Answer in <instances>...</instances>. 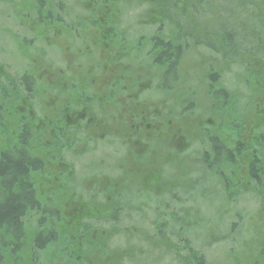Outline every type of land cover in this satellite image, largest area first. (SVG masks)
Returning a JSON list of instances; mask_svg holds the SVG:
<instances>
[{"label":"rangeland","instance_id":"rangeland-1","mask_svg":"<svg viewBox=\"0 0 264 264\" xmlns=\"http://www.w3.org/2000/svg\"><path fill=\"white\" fill-rule=\"evenodd\" d=\"M32 1L0 0V67L12 76H20L25 67L20 64L28 61V74L35 76L40 82L38 88L40 100L31 112L42 117L44 114L40 113L45 108L54 109L58 105L54 92L56 88L66 91L67 81L63 80L66 75L84 77L88 70L96 66L97 71L89 74V77L98 78L101 83L97 89L94 87L90 90V92L97 91V93L93 92V95L97 94L101 99H98L99 106L96 105L97 108L94 109L96 112L93 110L89 115H84V119H79L82 116L80 112L69 115L70 131L78 124L77 118L83 123L91 117V114L94 118L91 126L97 128L90 129L87 135H84V130L82 133L70 134L67 137L69 147L59 149L61 165L57 172L62 175L66 174L65 171L70 172L69 181L65 180L64 176L61 177L63 183L67 185L62 187L66 189L62 196L67 197L66 202L61 204L63 226L71 230L86 226L83 220L100 209L104 204V198L107 197L109 201L115 199L123 202L122 206L128 203V206L119 207L120 216L115 229L110 227L111 224L115 226L111 221L95 223L96 226L99 225L102 233L96 230L97 233L94 232L92 235L93 239H96L98 233L109 235L108 238L103 237V240L99 241L100 244L98 243V247L105 248L107 263L189 264L194 260L195 255V258L203 264H255L258 261L257 246L264 238V218L262 221L259 200L243 191L236 196L238 197L236 202L231 205L228 196L224 198L218 195L217 188L220 186L216 183L217 180L209 172H205L206 170L203 171L204 168L200 164L198 165L199 135L206 130L194 129L193 123L202 120L201 118L210 119V116L215 115L209 99H206L208 103L204 108L196 107L200 102L199 92L208 96L210 88L207 72L203 71L205 77L198 81V87L195 86L193 73L197 72L199 77L200 71L197 67L199 62L209 59L210 56L202 48H196L195 42L199 40L195 37L192 28L196 19H190L194 16L188 11L181 15V10L185 7L180 0H155L163 2V9L172 5L169 9L172 10V15L168 21L174 24H167L160 29L159 27L139 28L135 26V21H141L147 9H155L146 0H106V5H111L110 7H97L95 0H46L47 9H51L49 7L51 4L57 9L56 13L53 11L54 14L52 13L49 20L50 13L44 11L42 16L39 15L36 19L33 11L36 4ZM249 1L255 8H248L249 12L256 11V19L262 26L264 0ZM193 2L195 4L194 0H189L187 5H193ZM231 3L235 4V2ZM46 6L41 8L42 11ZM60 6L63 9H60ZM109 8L119 15L109 16ZM233 10L239 11L235 5ZM69 13H71V21L77 23L78 27L82 24L86 26L92 22H102L104 19L108 23L121 17V26L124 29L120 25L118 27L124 31H119L123 32L120 39L127 41V45L119 49L117 54L107 53L106 50L103 54L92 52L89 48L87 52L84 48L87 43H83V49L74 50L73 47L78 45L77 40L65 37L64 28L67 20L70 19ZM56 17L57 24L54 30L57 34H53L55 42L47 25L51 21L55 23ZM242 19L241 22H245L246 19L250 21L249 28L252 26L251 18ZM228 23L232 24L231 21ZM177 24L183 27L179 32L174 28ZM209 24L212 26L214 21H209ZM97 28L100 29V26ZM260 28L262 30L260 35L253 36L252 33L249 34L248 29L243 31L249 38L250 47L264 49V25ZM28 30L41 36L44 44L41 40L28 44L27 42L30 41ZM89 30L92 36L88 43H93L96 32L90 28ZM238 30L241 31V28ZM182 31L188 36L185 39L186 47L181 50L183 57L176 65L178 72L176 76L172 72L164 76L166 70L147 57L151 40L159 38L169 41L172 36L173 40L180 42ZM23 35L25 40L19 38ZM257 38L259 45L256 43ZM38 47L39 52L35 56L31 51ZM239 61L236 60L234 67H230V72L225 71L226 74L224 71L220 72L217 77L218 83L229 82L234 87L239 86V83H244L245 79L247 81L250 78L249 73L247 74V71L245 73L243 69L249 68L250 71L261 61L264 63V59L252 58L250 63L243 62L242 69H239ZM68 65L69 72H65ZM101 69L106 72L101 73L99 71ZM117 69L126 70L128 78L133 76L137 80L136 96L133 99L138 104L154 105L156 116H150L148 119L141 117L142 119L128 121L124 125L116 118L117 112L114 113L110 106L104 105L103 98L107 93L106 90H109L111 80L108 79L112 76H120ZM221 70H223L222 66L219 68V71ZM160 85L162 87L158 88ZM90 92L87 93L89 97L97 98ZM238 94L242 99L245 97V92L240 91ZM254 95L253 101L258 103L259 97L256 93ZM124 104L127 110L132 107L129 101ZM248 105L247 108L242 105L239 111L241 118L244 116L249 118V123L252 125V119L264 116V108L256 107L253 103ZM189 107L191 108L188 109ZM183 114L185 126L188 124L185 133L180 131L168 140L154 138L156 133L159 135L165 127L162 121L166 120L165 123L172 126L178 123L179 117L183 120ZM116 123L118 125L121 123V126H127L135 132L139 128H144L146 135L141 140L130 136V133L120 135V138H113L109 134H116L117 127L107 126L106 131L109 134L100 130L105 125L112 126ZM105 135L108 137L104 138ZM45 181L47 183V180ZM57 183L58 180L54 179L52 188ZM69 190L74 192L71 200H69ZM42 191L47 192V190ZM49 205L53 208L54 204ZM242 210L249 216L251 214V217L254 215L253 218L235 217L231 214L233 211ZM181 220H184V223ZM233 226L237 227L240 235L234 236L231 233L229 228L234 229ZM57 227H61L59 231L63 230L61 225ZM131 227H135V230L129 231ZM245 241H250L252 244L249 242L244 245ZM98 256H96L97 264H99Z\"/></svg>","mask_w":264,"mask_h":264},{"label":"trees","instance_id":"trees-1","mask_svg":"<svg viewBox=\"0 0 264 264\" xmlns=\"http://www.w3.org/2000/svg\"><path fill=\"white\" fill-rule=\"evenodd\" d=\"M105 1L95 0L96 6H108ZM194 1L195 4L193 2V5H187L189 0H180L184 5L183 7H185L181 10V15L188 11L194 16L190 19H196L192 25L195 37L199 40L195 42L196 48H202L210 57L199 62V66H197L200 71L199 77L195 72L193 78L196 82L195 86L198 87V81L205 77L203 74L207 72L209 88L211 89H209L208 96L199 92L200 102L196 107L204 108L209 99L210 104L212 103L211 105L214 107L213 115H215L210 116V119L201 118L202 120L193 123L194 129L204 128L206 130L199 135L198 156L200 161L198 165L200 164L204 168L203 171L206 170L205 172H209L217 180L216 183L220 186V188H217L218 195H222L224 198L228 196L231 205L236 202L238 198L236 196H239L243 191L250 193L251 197L257 198L263 221L264 116L252 119L251 125L249 118L245 116L241 118L239 109L242 105L247 108L248 104L251 105V103L255 104L256 107L264 108V63L261 61L250 71L249 68L243 69L245 73L246 71L247 74L249 73L251 81L250 78L247 81L245 79L244 83H239V86L234 87L229 82L220 81L221 83H218L217 77L220 72H230V67H234L235 61L238 59L240 60L239 69H242L243 62L250 63L252 58L255 60L264 59V49L250 47L249 38L243 32L248 29L249 34L252 33L253 36L260 35L262 33L260 27L264 23L261 26L260 22L257 21L256 11L249 12L248 8L255 9L249 0ZM146 2L154 6L155 9H147L144 12V18L139 22L135 21L136 27H159L158 29H160L166 27L167 24H174L170 20L168 21V18L172 15V10H169L172 5L163 9L162 1L146 0ZM231 2H235V4ZM32 3L36 4L33 10L36 19L39 18V15L41 17L44 11L50 13L49 20L53 11L56 13L57 9L53 8L51 4L49 6L51 9H47L46 0H33ZM234 5L239 10L238 12L233 10ZM44 6H46V9L42 11L41 8ZM60 9H63L62 6H60ZM174 11L175 9L173 13ZM108 12L109 16L118 14L110 8ZM68 15H70V19L67 20L64 28L65 37L67 39L72 37L77 40L78 45L73 47L74 50L83 49V43H87L84 47L87 52L89 48V51L92 49V52L103 54L107 51V53L117 54L119 49L128 43L120 39L123 32L119 31H124L120 30L123 28L120 21L121 17L119 20L114 19L108 23L104 19L102 20L104 23L100 21L89 22L90 24L87 25L90 26L88 27L84 24L78 27L77 23L71 21V13ZM247 17L251 18L253 22L250 28L248 27L250 21L246 19L245 22H241L240 20ZM55 19V23L51 21L47 25L48 31L52 33L54 40L53 34H57L54 30L57 17ZM38 20L40 21V19ZM209 21H214V24L211 26ZM228 21H231L232 24L229 25ZM177 25L174 28L178 29L179 32L180 28L183 27L180 24ZM98 26H100V29L97 28ZM89 28L96 32L94 35L96 39L93 43H88L90 36H92ZM238 28H241V31ZM27 32L30 35L28 44L40 42V40L44 44L41 36L34 34L31 30ZM180 34V42L173 40L172 36L169 41H163L159 38L152 39L150 48L146 53L147 57L155 61V64L166 70L164 76L170 72L176 76L178 72L176 65L183 57L181 50L186 47L185 39L188 36L184 31ZM19 38L25 40L24 35ZM171 39L172 41H170ZM256 43L259 45V38H257ZM67 49H69V42H67ZM37 52H39V47L31 51L35 56H37ZM27 64L28 61L20 64L22 67L25 65L20 76H12L8 71H4L3 67H0V264H97V255H99L97 258L99 264H119V262L107 263L105 261L107 253L104 247H98V243L100 244L99 241L103 240V237L104 239L105 237L108 238L109 235L100 234L102 231L99 229V225L96 226L95 223H109L111 221L115 226L111 224L110 227L115 229L120 216L118 209L119 207L128 206V203H124L122 206L123 202L115 199L109 201L105 197L104 204L100 206V209L98 208L95 213L83 220L87 225L75 230L63 226L62 214H60L61 204L67 200V197L62 196V193L66 191L62 187H67V185L63 183L61 177L64 176L65 180L69 181L70 172L69 170L65 171V175L57 172L61 165L59 149L69 147L67 137L70 134L75 135L77 132L82 133L84 130V135H87L90 129L95 130L97 128L91 126L94 120L91 114V117L83 123L77 118L78 124L73 125V128L80 129L70 131L69 115L80 112L82 116L79 119H84V115H89L97 108L96 105L99 106L98 99L101 100L100 96L93 95V92L97 93V91L92 90L90 92V90L94 87L97 89L101 84L100 80L89 77V74L96 72L98 67L95 66L92 70H88L84 77L75 75H69L68 77L66 75L67 77L63 78L64 81H67L66 91L56 88L57 93L54 92L57 100L56 104L58 105L54 109L45 108L40 113L44 115L38 117L31 111H34L40 100L38 89L40 88V82L37 81L35 76L28 74ZM220 66L223 69L221 71H219ZM206 67L207 69H205ZM99 71L101 73L106 72L103 69ZM117 71H119L120 76H112L108 79V81L111 80L109 90H106L107 93L103 98L104 105L110 106L114 113L117 112L116 118L124 125L128 121L142 119L141 117L148 119L150 116H156L154 105L138 104L133 99L136 96L137 80L133 76L128 78V72L124 69H117ZM65 72H69V65ZM76 75L78 74L76 73ZM161 87V85L158 86V88ZM240 91L245 92L243 99L238 94ZM88 92L97 98L92 99L87 94ZM255 93L259 97L258 103L253 101ZM126 101H129L132 105L128 110L124 106ZM67 112L69 114H66ZM121 113L123 114L121 115ZM162 122L165 127L159 135L156 133L154 138L168 140L174 137L175 134H179L180 131L185 133L188 128V124L185 126L186 123H184V114L183 120L179 117L178 123L172 126H168L165 123L166 120ZM120 124L116 123L112 126L108 124L100 130L109 134L106 131L108 130L107 126L117 127L116 134H109L113 138H120V135L124 136L130 133V136L141 140L146 135L144 128H139L135 132ZM103 137L107 138L108 135ZM54 179H57L58 183L52 188ZM45 180H47V183ZM42 190H47V192ZM73 194L74 192L69 190V200H71ZM142 199H144V196ZM49 204H54L53 208ZM69 204H71V201H69ZM231 214L235 217L241 216L249 219L251 217V214L249 216L244 213V210L233 211ZM181 221L184 223V220ZM57 225H61L63 230L59 231L61 227L58 228ZM238 226L239 224H237ZM233 227L234 229L229 228L232 231L231 233L234 236L240 235L241 233L237 232V227ZM96 230L100 233L96 235V239H93L92 235ZM130 230H135V227H131ZM104 242L106 244V241ZM249 242L247 241L244 245ZM106 246L108 247V244ZM257 247L259 249L257 251L258 261L255 264H264V238ZM189 264H203V262L196 259L194 255V260H191Z\"/></svg>","mask_w":264,"mask_h":264}]
</instances>
